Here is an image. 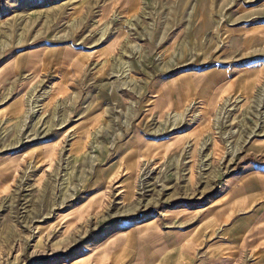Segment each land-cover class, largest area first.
Segmentation results:
<instances>
[{"label": "rangeland", "instance_id": "374dc122", "mask_svg": "<svg viewBox=\"0 0 264 264\" xmlns=\"http://www.w3.org/2000/svg\"><path fill=\"white\" fill-rule=\"evenodd\" d=\"M263 144L264 0H0V264H264Z\"/></svg>", "mask_w": 264, "mask_h": 264}, {"label": "crops", "instance_id": "0c3cea01", "mask_svg": "<svg viewBox=\"0 0 264 264\" xmlns=\"http://www.w3.org/2000/svg\"><path fill=\"white\" fill-rule=\"evenodd\" d=\"M264 145V144H263ZM257 152H264V146L261 149H258ZM262 172H260L259 170H255V174L262 176L261 174ZM191 238H186L184 243H188V241L190 242ZM182 241V240H181Z\"/></svg>", "mask_w": 264, "mask_h": 264}, {"label": "bare ground", "instance_id": "6f19581e", "mask_svg": "<svg viewBox=\"0 0 264 264\" xmlns=\"http://www.w3.org/2000/svg\"><path fill=\"white\" fill-rule=\"evenodd\" d=\"M102 254H103V253H102ZM102 254H101V255H102Z\"/></svg>", "mask_w": 264, "mask_h": 264}]
</instances>
